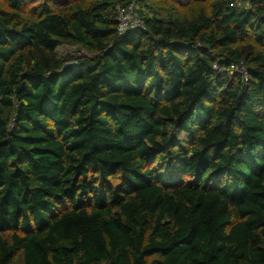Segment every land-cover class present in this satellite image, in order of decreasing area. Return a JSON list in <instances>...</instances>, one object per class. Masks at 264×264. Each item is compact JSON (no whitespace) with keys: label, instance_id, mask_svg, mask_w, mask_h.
I'll return each mask as SVG.
<instances>
[{"label":"trees","instance_id":"1","mask_svg":"<svg viewBox=\"0 0 264 264\" xmlns=\"http://www.w3.org/2000/svg\"><path fill=\"white\" fill-rule=\"evenodd\" d=\"M133 2L0 4V264H264V0Z\"/></svg>","mask_w":264,"mask_h":264},{"label":"rangeland","instance_id":"2","mask_svg":"<svg viewBox=\"0 0 264 264\" xmlns=\"http://www.w3.org/2000/svg\"><path fill=\"white\" fill-rule=\"evenodd\" d=\"M165 0H139L134 2V13L137 15L138 18L141 19V16H145L150 13L152 9L156 10L157 12H164V13H173L174 11L182 14L186 9H191L192 4L184 5L185 7L177 5L175 0H169L168 4H166ZM3 3V0H0V4ZM181 4V3H180ZM182 5V4H181ZM34 6V5H31ZM119 8V7H118ZM117 8V9H118ZM117 11V10H116ZM58 57L63 61H70L77 57L87 56L84 51H81L79 47H72L67 45H61L57 49Z\"/></svg>","mask_w":264,"mask_h":264},{"label":"built area","instance_id":"3","mask_svg":"<svg viewBox=\"0 0 264 264\" xmlns=\"http://www.w3.org/2000/svg\"><path fill=\"white\" fill-rule=\"evenodd\" d=\"M117 32L122 34L127 31H133L137 29H144L143 21L137 17L134 13V4L122 6L117 9ZM231 70L238 72L237 66L231 67Z\"/></svg>","mask_w":264,"mask_h":264},{"label":"water","instance_id":"4","mask_svg":"<svg viewBox=\"0 0 264 264\" xmlns=\"http://www.w3.org/2000/svg\"><path fill=\"white\" fill-rule=\"evenodd\" d=\"M68 67H73V64H67V65H65L64 68H63V71H64L65 69H67Z\"/></svg>","mask_w":264,"mask_h":264}]
</instances>
